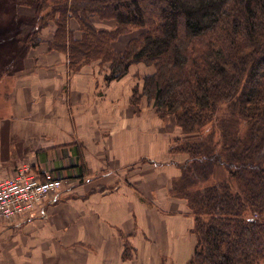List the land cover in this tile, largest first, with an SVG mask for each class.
Wrapping results in <instances>:
<instances>
[{
    "label": "trees",
    "instance_id": "trees-1",
    "mask_svg": "<svg viewBox=\"0 0 264 264\" xmlns=\"http://www.w3.org/2000/svg\"><path fill=\"white\" fill-rule=\"evenodd\" d=\"M32 1L38 20L21 24L26 44L42 45L53 24L48 51L65 54L70 73L108 65L110 83L134 64L154 69L143 95L181 132L169 154L181 171L173 196L194 220L188 264H264V0ZM215 121L219 139L206 132Z\"/></svg>",
    "mask_w": 264,
    "mask_h": 264
},
{
    "label": "crops",
    "instance_id": "crops-1",
    "mask_svg": "<svg viewBox=\"0 0 264 264\" xmlns=\"http://www.w3.org/2000/svg\"><path fill=\"white\" fill-rule=\"evenodd\" d=\"M44 46L31 50L33 65L36 54L40 57L48 52V46ZM49 55L47 53L46 57ZM31 71L16 77L8 95L10 105L6 108L11 109L12 114L23 107L22 110L27 109L26 124L0 121V154H4L0 157V177L13 176L19 163L32 159L37 161L38 170H53L75 180L76 184L74 191L63 188L64 193L60 191L57 197L45 200L33 214L0 223V264H60L58 258L63 259L62 264H72L70 257L72 252H77L73 251L74 246L81 249L79 243L90 246L92 261L89 264H112L113 259L122 264L125 240L140 255L148 247L156 252L149 256L189 260L196 240L192 233L193 217H188L185 211L186 202L164 194L165 181L154 180L152 186L148 185V172L172 173L175 166L145 163L147 158L154 163L159 161L153 157H158L160 150L147 149L140 137L131 142L125 134L120 137L112 131L105 136L100 130L86 135L83 132L86 124L78 118L80 112L76 110L74 117L72 112H65L69 121L60 125H55V118H51L56 109L37 120L32 107L39 106L37 100L46 97L53 108L61 92L58 87L62 90L64 79L45 74L41 67H33ZM92 123L91 129H98L99 125ZM35 125L41 126L42 133L33 131ZM52 125L58 130V136L46 132ZM125 127L122 123V133ZM25 128L27 136H23ZM1 130L14 136L11 144L4 145ZM162 151L159 156L165 153ZM148 192L159 207L148 203ZM74 264H82L76 254Z\"/></svg>",
    "mask_w": 264,
    "mask_h": 264
},
{
    "label": "rangeland",
    "instance_id": "rangeland-1",
    "mask_svg": "<svg viewBox=\"0 0 264 264\" xmlns=\"http://www.w3.org/2000/svg\"><path fill=\"white\" fill-rule=\"evenodd\" d=\"M37 20L38 19H36L35 16V9L32 0H26L21 3H19L17 0H0V121L5 124L10 123L11 121H17L19 124H22V121H24V124H26L28 116L25 115V111L27 109L22 110L24 109L23 107L22 109H18V111L13 112V114L11 109H6L10 105L8 101V95L16 83L17 76L21 77L25 73H31L33 67H41L42 70H45V74L49 73L52 77H56L57 79L60 77L63 78L64 85L62 90L61 86L58 87V91H61L59 95L60 97L57 95L58 97L52 106L53 108H50L52 102L46 97L37 100L40 101L39 106L32 107L35 111L34 114L37 120H42L45 114L50 113L52 109H56V114L54 113V116L51 118H55V125H60L69 121L65 112H72L71 116L74 117L76 110V112H80L78 118L84 124H86L85 129L83 130L86 135L91 136L95 134L97 130H100L105 136L106 133L112 134L113 132H116V136L120 137H123V134H125L127 135L125 138H129L131 142L133 139H138L140 137L139 139L147 144V149L154 147V149L158 148L157 150H160L158 157H153L157 158V160L159 159V161L154 163V161L149 160L150 158H147L145 163L151 166L155 164L163 166L171 164L169 150L174 144L175 139L181 136V132L175 126L172 120L164 121L160 118L155 108L153 98L143 95L144 77L153 73L154 69L152 67H148L144 63L134 64L131 66L129 73L125 77L120 80H115L108 83L105 80V76L108 73V65L100 66L98 63H93L92 65L83 67L78 73H70L67 67L66 55L56 51H48V55L50 53L48 58L46 57V52L44 53V56L41 55L40 57H38V54H36L37 56H34L33 65V60L30 58L32 48L25 42V38L21 31V24L24 23V25H26L25 27H28V25H34L35 28ZM96 21L100 27L113 29L116 26L114 21L99 22L98 19H96ZM72 25L76 30L77 24L74 22ZM32 27L33 26H31V28ZM53 31L54 26L52 24L43 32L41 37L44 40V48L47 46L45 41L51 38ZM139 34L140 31L135 30L129 35L122 36L121 39L115 44L116 49L118 51H124L128 42L139 36ZM35 73L40 74L42 72L36 71ZM136 89L137 92H135ZM53 91L54 89L51 88V92ZM63 104L65 106H63ZM221 112L222 111H220V114ZM92 122H96L97 125H99L98 129L95 130L94 127L91 129L90 124L93 125ZM122 123H124L126 126L124 133L121 132ZM217 124V121L212 123L206 132L207 134L214 132L216 139H219L220 134L219 130L217 129ZM55 125H52L46 132L48 134L58 136V130L55 128ZM35 126L36 127L33 129V131L42 133V129H39L41 126ZM127 127H130L129 130ZM22 132H25L23 136H27L26 128L24 131L22 130ZM6 133H8L7 130H1V135L5 138L3 140L5 146H7L10 142H13L14 139V136H11L10 134L7 135ZM18 136L19 138L22 137V133L20 131L18 132ZM162 148L165 153L162 151ZM161 151L164 153L163 156H159ZM3 155L4 154L1 153L0 157ZM173 158L179 161H183L184 159V157L180 155H174ZM35 162L37 161L28 159L27 161L19 163L15 169L14 175L19 167L23 164H29L31 167H35L34 169L38 171L39 167L36 166L38 163ZM173 170L174 171L172 173H159L157 171L148 172L147 177L148 185L151 186L153 185L152 181L154 180L157 181V183L158 180H160L161 183L165 181V188L162 190V192L175 200L178 198L173 196L174 194L172 193V188L175 181H177L181 176V171L176 166ZM222 172V169H217V177L221 178L223 174ZM55 173L58 174L57 172ZM58 175L64 180L63 188L65 189L68 187L71 191H74V184H76V181H73V179H67L63 175ZM13 176L6 177L4 179H8ZM217 177L214 178L216 179ZM4 179L0 177V181ZM90 187L91 184L88 186V189H90ZM62 192L64 193V191ZM150 195L151 194L149 192L146 195L148 203H152L154 206L159 207L158 202H153ZM54 196L55 195L52 197ZM165 197L166 196H164V198ZM180 200L185 201V199ZM164 201H166V199ZM187 208L188 203L186 202V212H188ZM169 212L171 213V211ZM27 215H31V213ZM41 215L37 214L36 216ZM188 217L193 216L188 215ZM180 241L184 242L183 238H181ZM79 244L81 249L75 246L73 248V245L70 247L73 248V251H77L74 253L79 258H81L82 264L91 263L92 259L90 258V246L88 247V245L85 243ZM123 246L124 251L126 248H129L128 250H130V259L125 260L124 256L122 255V264H188L189 260L193 257L192 255V257L187 261H180L179 258L166 257L164 255L160 257H153V255L149 256V254H156V252L149 250L150 248L148 247H146V252L143 250L140 255L134 246L127 240H125ZM167 250L170 251L169 249ZM74 253L72 252V256L70 257V262H72V264H74L75 259ZM55 255H57L58 258V253ZM62 261L58 258V262L60 264H62ZM113 261L112 264H121V261L119 262L118 259H113Z\"/></svg>",
    "mask_w": 264,
    "mask_h": 264
},
{
    "label": "built area",
    "instance_id": "built-area-1",
    "mask_svg": "<svg viewBox=\"0 0 264 264\" xmlns=\"http://www.w3.org/2000/svg\"><path fill=\"white\" fill-rule=\"evenodd\" d=\"M64 180L54 171H36L29 164L11 178L0 181V223L33 213L45 200L63 189Z\"/></svg>",
    "mask_w": 264,
    "mask_h": 264
}]
</instances>
